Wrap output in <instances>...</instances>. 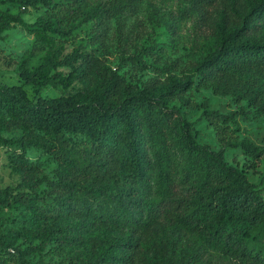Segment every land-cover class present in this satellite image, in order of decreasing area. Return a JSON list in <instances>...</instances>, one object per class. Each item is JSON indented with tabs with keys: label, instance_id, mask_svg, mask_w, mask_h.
Masks as SVG:
<instances>
[{
	"label": "trees",
	"instance_id": "trees-1",
	"mask_svg": "<svg viewBox=\"0 0 264 264\" xmlns=\"http://www.w3.org/2000/svg\"><path fill=\"white\" fill-rule=\"evenodd\" d=\"M213 1L188 3L205 7ZM5 2H15L22 9L36 3L45 6L36 25L60 38L109 9L98 3L89 6L87 0H0ZM243 5L237 19L219 18L201 42L200 58L193 67L195 78L172 81L159 97L145 86L126 81L117 69L80 46L60 54L48 45L34 65L21 59L18 75L35 89L61 82V72L50 71L59 65L67 66L68 75L83 86L72 94L32 100L20 85L0 82V127L11 124L39 132L18 137L0 134V143L20 149L38 147L76 172L56 179L37 176L34 164L17 158L21 179L15 186L20 189L12 192L8 185L0 187V206H32L30 192L43 200L35 192L37 183L57 186L51 213L44 216L48 218L37 235L41 245L50 241L59 253L67 254L69 264H134L140 234L147 232L161 236L150 246L143 264H221L202 257L203 250L226 257L222 264H264L261 189L223 155L226 147L238 146L246 167L254 169L264 161V144L229 139L226 123L237 111L220 112L203 100L201 112L220 143L212 149L196 142L190 122L166 103L167 97L174 96L187 101L180 92L193 84L247 99L256 112L264 111V93L258 97L256 90H244L232 78L243 70L264 76V0H243ZM15 20L18 14L0 10V37ZM127 57L141 59L139 53ZM39 207L32 209L45 214ZM67 215L80 222L69 223ZM116 229L124 234L112 235ZM185 231L194 234V244L179 241ZM10 243V236H0V253H7L0 254L2 264L10 257ZM77 245L81 246L77 250L70 247ZM29 249L17 250V264H28L24 255Z\"/></svg>",
	"mask_w": 264,
	"mask_h": 264
},
{
	"label": "rangeland",
	"instance_id": "rangeland-1",
	"mask_svg": "<svg viewBox=\"0 0 264 264\" xmlns=\"http://www.w3.org/2000/svg\"><path fill=\"white\" fill-rule=\"evenodd\" d=\"M87 1L89 6L96 3L109 6L104 13L106 15L80 23L62 38L56 35L52 37L36 25L35 21L46 12L45 6L36 3L22 9L15 2L1 3L0 10L18 14V20L11 21L1 32L0 82L20 85L32 100L36 96L72 94L81 89L83 83L68 75L67 66L59 65L50 70L61 72V82L55 86L43 84L35 89L19 77L18 65L24 57L27 65H34L48 45L52 50H59L60 54L80 46L117 69L126 81L132 82L136 87L145 86L153 96L159 97L172 81L182 83L187 78H195L193 67L200 58L199 46L209 35L213 24L221 17L237 19L245 9L243 0H214L205 7H190L188 0ZM61 10L63 13L67 12L65 8ZM137 53L140 54L139 61L127 57ZM232 78L240 84V88L256 90L258 97L264 93V76L257 71L235 72ZM180 94L187 101L182 102L174 96L167 97L166 103L174 105L190 122L191 133L196 142L207 143L212 149L220 146L214 127L201 112V102L206 100L209 108L220 112L237 111L233 119L226 123L225 132L229 139L247 138L253 143L264 144V111L256 112L247 99H236L232 94L213 93L209 88H194L193 84ZM239 110H245L246 113L242 114ZM6 126L0 127V134L5 137H18L21 134L34 136L39 133L18 125ZM223 155L227 163L245 172L248 179L261 189L264 197V161L254 169L247 168L245 157L238 146L226 147ZM20 157L36 166L34 175L37 176L45 174L56 179L59 175L68 177L76 172L65 162L55 159L50 152L38 147L31 145L20 149L15 144L0 143V187L8 185L12 192L20 189L15 186L21 179L15 162ZM56 189L57 186L41 181L36 184L35 192L43 196V200L33 197L32 192L29 193L34 202L32 206H40L45 214L39 215L32 206L22 204L8 203L0 206V236H10L11 242L8 245L10 257L5 258L6 264H17V250L27 247H31L24 255L28 264H69L67 254L59 253V249L50 241L41 245L37 235L38 228L48 218L44 216L51 213L49 207L53 204L52 196ZM66 219L69 223L80 222V219L70 215ZM111 234L122 236L124 232L116 229ZM160 236L159 232L140 234V246L134 264H143V257ZM179 241L194 244V234L185 231ZM70 247L77 250L81 246ZM202 257L211 263L222 264L227 260L212 250H203Z\"/></svg>",
	"mask_w": 264,
	"mask_h": 264
}]
</instances>
